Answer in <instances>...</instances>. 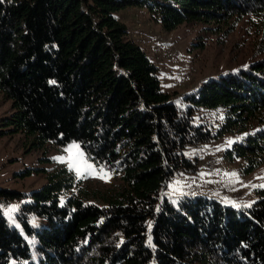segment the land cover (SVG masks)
<instances>
[{
  "label": "trees",
  "instance_id": "obj_1",
  "mask_svg": "<svg viewBox=\"0 0 264 264\" xmlns=\"http://www.w3.org/2000/svg\"><path fill=\"white\" fill-rule=\"evenodd\" d=\"M126 9L164 32L214 22L229 33L246 17L263 57L174 99L130 39ZM0 93L7 133L35 148L77 143L116 182L91 188L53 162L40 190L0 189V264H264V188L247 208L160 201L191 146L234 135L223 159L246 175L264 165V0H0ZM23 198L13 227L3 208Z\"/></svg>",
  "mask_w": 264,
  "mask_h": 264
},
{
  "label": "rangeland",
  "instance_id": "obj_2",
  "mask_svg": "<svg viewBox=\"0 0 264 264\" xmlns=\"http://www.w3.org/2000/svg\"><path fill=\"white\" fill-rule=\"evenodd\" d=\"M118 16L127 25L130 39L157 68L162 90L174 95V99L195 92L211 78L238 71L263 57L256 54V38L246 17L226 33L224 25L214 22H191L164 32L149 12L141 9H126ZM11 113V102L0 93V189L25 196L40 190L47 182L41 170L51 169L53 162L68 164L76 177L84 178L91 188L106 189L116 183L108 177L100 178L101 172L87 167L90 164L77 143L59 149L51 145L35 148L25 135L7 133L3 120ZM235 140L236 136L226 135L187 148L190 169L165 183L160 201L168 198L176 203L184 196H205L226 206L247 208L258 200L257 189L264 188V165L246 175L242 172L243 162L224 160V151ZM27 200L12 201L3 208L13 227L17 226L15 216Z\"/></svg>",
  "mask_w": 264,
  "mask_h": 264
},
{
  "label": "snow or ice",
  "instance_id": "obj_3",
  "mask_svg": "<svg viewBox=\"0 0 264 264\" xmlns=\"http://www.w3.org/2000/svg\"><path fill=\"white\" fill-rule=\"evenodd\" d=\"M72 166H75V165L73 164ZM87 167H88L89 169H91V165H88ZM76 171H77V175L79 176V175H80V171H79V168H78V167L76 168ZM101 171H103V170H101ZM100 178H103V176H101ZM10 211H15V209H12V210H10Z\"/></svg>",
  "mask_w": 264,
  "mask_h": 264
}]
</instances>
